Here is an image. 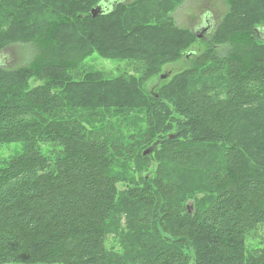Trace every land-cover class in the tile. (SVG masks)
Listing matches in <instances>:
<instances>
[{
  "label": "trees",
  "instance_id": "trees-1",
  "mask_svg": "<svg viewBox=\"0 0 264 264\" xmlns=\"http://www.w3.org/2000/svg\"><path fill=\"white\" fill-rule=\"evenodd\" d=\"M58 1L59 16L25 26L29 64L0 69V148L22 145L0 163V264H264V248L246 252L264 226V0H226L199 54L187 52L198 35L171 18L145 21L138 7L153 9L152 0ZM3 5L0 37L15 19ZM94 54L131 63L134 74L85 73ZM184 55L195 57L189 69L156 94L143 90ZM137 110L145 170L129 185L111 169L136 142L97 122ZM214 147L223 166L180 194L161 164L205 168ZM114 237L122 250L109 246Z\"/></svg>",
  "mask_w": 264,
  "mask_h": 264
},
{
  "label": "rangeland",
  "instance_id": "rangeland-1",
  "mask_svg": "<svg viewBox=\"0 0 264 264\" xmlns=\"http://www.w3.org/2000/svg\"><path fill=\"white\" fill-rule=\"evenodd\" d=\"M27 1L28 0H0V2H4L3 9L13 14V17H15L13 26L9 29L8 33L0 37V69L12 71L27 66L31 61L34 50L29 43H26L28 41H24L26 36L29 35L27 30L29 32L31 31V28L26 29L25 26L29 25L37 14L39 16H41L42 13H45L46 16H59L60 10L62 9L58 0H33L34 4L30 7L27 5ZM134 1L135 0H129L130 3ZM152 1L155 9L147 5L138 7V11L142 13L145 21L152 22L169 17L172 19L176 31L189 30L191 33L198 35L197 41L187 48V52H190L189 54H191V52L199 54L206 49L207 44L204 43V41L212 36L213 31H215L217 26L229 12V6L226 0ZM206 26L210 27V31L205 29ZM178 39L179 36L176 33L173 43L175 44V40ZM194 58L195 57L191 55H184L179 60L166 64L161 69L158 76L149 79L143 85V90L148 93L156 94V91H158L162 85L169 83L176 74L189 69ZM83 68L85 69V73L94 71L102 72L106 78H115L120 74H124V72L134 74V67H132L131 63L121 60L104 59L98 54L88 57ZM97 123H99L97 127H100L102 123H109V125H112L115 131V140L128 143L129 145L130 141L134 139V142H136L134 155L128 158L115 159L116 161L111 172L126 178L129 185L138 183L145 170L142 157L138 156L140 152L143 151L141 149L143 147V139L141 136L144 135L147 130L143 111H128L123 116L104 113V116L101 117V121ZM21 148V144H9L1 147L0 163L8 157L16 156ZM50 148L51 146L46 145L41 147L43 152L49 151ZM212 150L213 152L205 168L198 166L196 168L191 166H178L167 162L166 164H161L164 176L169 180H176L178 186L184 187L179 188L180 194L187 190L190 192L199 186L204 187L203 181H200V172H202L203 169L211 170L223 166V159L219 148L214 147ZM149 152V150L146 151V153ZM155 167L156 165L153 166V170ZM146 180H148V178ZM127 182L119 184V187L123 189L126 187ZM186 204L185 206L193 212V203L189 201ZM148 236L149 232L146 238H148ZM109 246H112L113 249L117 251L124 248V246L122 247L118 242V238L115 237L109 240ZM139 247L140 244L136 241L129 250L138 253ZM263 248L264 226H261L258 231L253 232L246 239V252L248 253Z\"/></svg>",
  "mask_w": 264,
  "mask_h": 264
},
{
  "label": "water",
  "instance_id": "water-1",
  "mask_svg": "<svg viewBox=\"0 0 264 264\" xmlns=\"http://www.w3.org/2000/svg\"><path fill=\"white\" fill-rule=\"evenodd\" d=\"M101 7L100 6H98L97 8H95L94 10H93V16L95 17L99 12L101 13Z\"/></svg>",
  "mask_w": 264,
  "mask_h": 264
},
{
  "label": "flooded vegetation",
  "instance_id": "flooded-vegetation-1",
  "mask_svg": "<svg viewBox=\"0 0 264 264\" xmlns=\"http://www.w3.org/2000/svg\"><path fill=\"white\" fill-rule=\"evenodd\" d=\"M206 30H208V31H210V27L209 26H206V28H205Z\"/></svg>",
  "mask_w": 264,
  "mask_h": 264
},
{
  "label": "bare ground",
  "instance_id": "bare-ground-1",
  "mask_svg": "<svg viewBox=\"0 0 264 264\" xmlns=\"http://www.w3.org/2000/svg\"><path fill=\"white\" fill-rule=\"evenodd\" d=\"M92 14H93V11H92ZM187 56H189V55H187Z\"/></svg>",
  "mask_w": 264,
  "mask_h": 264
},
{
  "label": "clouds",
  "instance_id": "clouds-1",
  "mask_svg": "<svg viewBox=\"0 0 264 264\" xmlns=\"http://www.w3.org/2000/svg\"><path fill=\"white\" fill-rule=\"evenodd\" d=\"M102 2H103V0H102Z\"/></svg>",
  "mask_w": 264,
  "mask_h": 264
}]
</instances>
